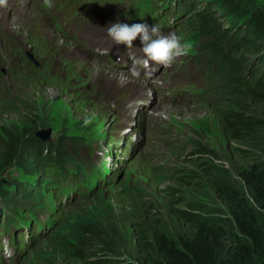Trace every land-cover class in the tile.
Masks as SVG:
<instances>
[{
    "label": "rangeland",
    "instance_id": "obj_1",
    "mask_svg": "<svg viewBox=\"0 0 264 264\" xmlns=\"http://www.w3.org/2000/svg\"><path fill=\"white\" fill-rule=\"evenodd\" d=\"M174 1L187 5L186 0L135 3L148 4L156 13L168 3L173 8ZM189 3L188 22L179 35L188 45L186 55L168 69L157 67L150 75L141 71L135 90L118 83V75L129 72L61 37L39 2L0 3V191L17 198L28 185L32 196L20 200L16 210L14 201L7 204L0 195V264H82L65 252L62 238L78 218L104 216L114 224L113 232L104 224L113 234L109 239L115 243L116 224L122 241L132 245L137 227L149 232L158 222L175 230L178 211L190 206L229 216L208 177L222 165L231 169L244 161L245 148L231 143L222 114L234 103L236 113L264 122V100L228 98L233 90L229 72H221L222 82L217 59L211 57L212 65L203 51L206 45L192 13L210 5L229 36L244 28L249 13H264V0H241L247 15L238 21L218 0ZM223 42L218 61L229 50L230 43ZM243 52L246 56L237 59L240 74L246 78L264 74V66H259L264 47ZM129 80L136 79L129 74ZM181 84L193 88L194 95L180 92L165 102L169 88ZM109 105L115 111H109ZM150 121L153 130L146 132ZM44 129L53 131L47 143L36 136ZM37 140L48 146L39 154ZM57 145L61 148L57 155L69 154L65 162L53 156ZM8 239L13 246L9 255L1 252ZM97 239L89 242L87 255L92 261L128 259L130 249L115 252V244L111 249L109 242L104 246Z\"/></svg>",
    "mask_w": 264,
    "mask_h": 264
},
{
    "label": "trees",
    "instance_id": "obj_2",
    "mask_svg": "<svg viewBox=\"0 0 264 264\" xmlns=\"http://www.w3.org/2000/svg\"><path fill=\"white\" fill-rule=\"evenodd\" d=\"M218 1L221 8L237 21L247 15L243 6L239 5L241 0ZM186 2L184 8L177 2L184 14L192 5L189 3L188 6V0ZM247 16L244 28H238L228 36L225 30H221L220 21L210 5L192 13V17L196 18V29L206 45L203 51L210 55L212 65L214 60L211 57L217 59L214 62L220 67L222 82L224 72H229L228 80L233 84V90L228 92V98L232 102L238 97L264 100V74L251 73L246 78L240 74L241 66L237 61L246 56L244 48L259 52L264 47V13L252 12ZM188 17L187 14L185 25ZM241 36L244 37L241 39ZM223 41L230 43L229 50L218 61L221 46L225 45ZM260 62L259 66H264V55ZM235 108L233 103L232 109L222 114V122L231 143L245 148L241 150L245 160L231 169L222 165L212 170L208 177L210 188L216 200L228 210V217L217 209L190 206V210L178 211L179 227L175 230L165 228L158 222L152 223L149 232L137 227L132 245L122 241L116 224L115 243L109 239L113 235L110 231H114V224L108 223L104 216L78 218L69 223L68 233L62 237L65 252L82 264H259L261 258V264H264V122L246 114L240 115L234 111ZM37 143L38 154L48 147L39 140ZM60 149L57 145L53 156L65 162L69 154L57 155ZM30 187L27 185V190L20 191L17 198L12 196L11 199L10 195L1 191L0 195L5 197L7 204L14 201L13 206L18 210V204L22 203L20 200L32 198L31 192H28ZM34 195L40 196V193ZM104 224H107L109 232ZM3 225L8 227L9 222L3 221ZM97 238L103 240L104 246L108 242L110 247L115 244V252H120L122 248L130 249L128 259L92 261L87 255L89 242ZM123 255L117 254L120 257Z\"/></svg>",
    "mask_w": 264,
    "mask_h": 264
},
{
    "label": "clouds",
    "instance_id": "obj_3",
    "mask_svg": "<svg viewBox=\"0 0 264 264\" xmlns=\"http://www.w3.org/2000/svg\"><path fill=\"white\" fill-rule=\"evenodd\" d=\"M3 0H0L2 3ZM108 36L118 45L132 48L138 38L142 44L143 56L133 58L129 74L138 77L143 69L145 75H150L153 64L170 67L177 58L186 55L188 45L182 42L181 37L175 33L164 35L158 25L147 23H114L107 27ZM129 74L121 73L118 83L129 82ZM182 106V105H181Z\"/></svg>",
    "mask_w": 264,
    "mask_h": 264
},
{
    "label": "bare ground",
    "instance_id": "obj_4",
    "mask_svg": "<svg viewBox=\"0 0 264 264\" xmlns=\"http://www.w3.org/2000/svg\"><path fill=\"white\" fill-rule=\"evenodd\" d=\"M96 73V72H95ZM98 74V73H97ZM106 76H108V75H106ZM120 75H118V77H119ZM104 77V76H103ZM107 78V77H106ZM114 78H117V77H114ZM111 80H112V78H109V81L111 82ZM113 83H114V81H112ZM137 82H139V81H137V80H129V82H127L126 84H123V85H130L132 88H133V90H135L134 88H136L137 87V85H136V83ZM121 86V85H120ZM112 87V86H111ZM140 88V87H139ZM138 90V89H137ZM149 92V91H148ZM149 94H152V93H148L147 95H149ZM127 99L128 98H130L131 96L129 95V94H127ZM136 96H139V95H135V97ZM145 97H146V95H145ZM153 98H154V96H152ZM143 105H144V103H143ZM139 106V105H138ZM146 106V103H145V105H144V107ZM108 109H109V111H115V109H113V107L112 106H108L107 107ZM142 108V107H141ZM130 108H128V103H125V112H127L128 110H129ZM114 113V112H113ZM135 141H137V139L135 140Z\"/></svg>",
    "mask_w": 264,
    "mask_h": 264
},
{
    "label": "water",
    "instance_id": "obj_5",
    "mask_svg": "<svg viewBox=\"0 0 264 264\" xmlns=\"http://www.w3.org/2000/svg\"><path fill=\"white\" fill-rule=\"evenodd\" d=\"M28 58H29L30 61L34 62V59H33V57L31 55L28 54ZM52 132H53L52 129L39 130L36 133V136L41 141L47 143L51 139Z\"/></svg>",
    "mask_w": 264,
    "mask_h": 264
}]
</instances>
